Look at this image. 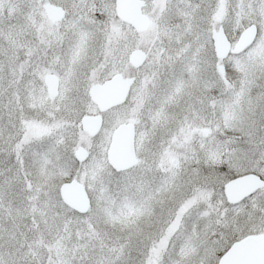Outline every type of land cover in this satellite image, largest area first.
<instances>
[{"label": "snow or ice", "instance_id": "6c2138e0", "mask_svg": "<svg viewBox=\"0 0 264 264\" xmlns=\"http://www.w3.org/2000/svg\"><path fill=\"white\" fill-rule=\"evenodd\" d=\"M0 264H264V0H0Z\"/></svg>", "mask_w": 264, "mask_h": 264}]
</instances>
